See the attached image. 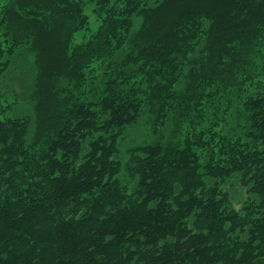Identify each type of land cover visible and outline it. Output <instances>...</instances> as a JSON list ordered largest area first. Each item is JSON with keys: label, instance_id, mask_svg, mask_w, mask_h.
Segmentation results:
<instances>
[{"label": "trees", "instance_id": "1", "mask_svg": "<svg viewBox=\"0 0 264 264\" xmlns=\"http://www.w3.org/2000/svg\"><path fill=\"white\" fill-rule=\"evenodd\" d=\"M0 264H264V0H0Z\"/></svg>", "mask_w": 264, "mask_h": 264}, {"label": "rangeland", "instance_id": "2", "mask_svg": "<svg viewBox=\"0 0 264 264\" xmlns=\"http://www.w3.org/2000/svg\"><path fill=\"white\" fill-rule=\"evenodd\" d=\"M85 11H86V13L89 15V17H90V21L91 22H93V19H94V17H93V15H92V13H90V11L89 10H87V8H85ZM134 26H133V29H136L137 27H138V24H139V17H137V16H134ZM90 27H91V29H93L94 28V24L93 23H90ZM88 33H89V30H84V31H79V32H77L76 34H75V38H74V42H78V41H80V40H82L85 36H87L88 35ZM132 134H128L127 136H126V142L127 143H129L131 140H132ZM236 196H237V194H236ZM239 206V203H236V207H238Z\"/></svg>", "mask_w": 264, "mask_h": 264}]
</instances>
